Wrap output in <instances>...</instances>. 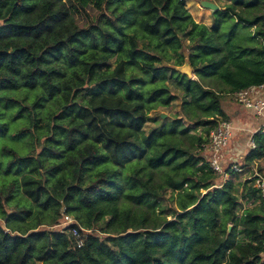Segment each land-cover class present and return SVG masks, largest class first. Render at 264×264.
Returning a JSON list of instances; mask_svg holds the SVG:
<instances>
[{"label": "trees", "instance_id": "obj_1", "mask_svg": "<svg viewBox=\"0 0 264 264\" xmlns=\"http://www.w3.org/2000/svg\"><path fill=\"white\" fill-rule=\"evenodd\" d=\"M218 1L226 4L208 28L185 0H0V136L27 121L13 138L29 137L31 147L3 149L0 264H264L263 205L239 215L233 179L219 188L202 154L228 120L222 95L176 70L189 63L198 79L218 77L232 95L264 83V0ZM232 20L256 28L260 51L223 54L218 38ZM172 85L186 121L207 118V134L190 137L194 149L183 145L190 129L182 119L158 115L159 127L144 133L150 113L178 99ZM254 137L249 170L264 160V137ZM247 184V201L261 200ZM62 207L91 231L81 248L54 229ZM158 209L171 220L145 215Z\"/></svg>", "mask_w": 264, "mask_h": 264}, {"label": "rangeland", "instance_id": "obj_2", "mask_svg": "<svg viewBox=\"0 0 264 264\" xmlns=\"http://www.w3.org/2000/svg\"><path fill=\"white\" fill-rule=\"evenodd\" d=\"M203 1H208V2L214 3L215 5H217L219 7H221V6L224 7L226 2H219L218 0H185L186 9L190 12L193 19L198 24H204L208 28H211L215 24L216 17L214 16V12H212L211 10L204 8L202 6ZM70 4H72V2H70ZM87 11L91 17H95L98 14V12L96 10H94L93 8H89ZM76 21L80 26H86L88 24V18L85 14L76 15ZM255 33H256L255 27L244 25L241 23L234 25V21L232 20V21L224 23L222 25L221 33H220V36L218 38V44L222 47L224 55H226L227 53H233L234 51H236L240 48L242 50H245L246 52H250V51L258 52L262 49V43L259 41V39L257 37H255ZM191 79L199 80L205 88L213 90L214 92L222 95V105H223V108L225 109L224 111L226 112V114L228 116V120L231 118L230 116L233 115L232 117H236L239 119H246L249 121L251 119H254V120H256L257 124L260 122V119L255 118L251 111H247L235 103V101L232 97V94L229 93V87L224 82H222L218 77L198 79L195 76V74L193 73V69H192ZM171 90L173 91V93L175 95H177L178 99L176 101H174L167 108L160 107L157 110L151 112L150 117L152 120L149 121L145 125V127L143 129L144 133L146 135H148L152 129H155V128L157 129L159 127L157 122H153V121L159 120L158 115H161L160 118L166 122L179 121L180 119H182V123H183L184 127L190 129V133L187 136H185L186 139H185V142L183 145H185L186 147H188L190 149H194V147H196L197 144L194 143L190 137H193V136L199 137L200 135L205 136L207 134L206 129H208L210 127H209V125L203 124L205 121H207V118L202 117L203 115L201 114L200 119H198L197 121H195L193 123L186 121L183 118L184 117V110H183L182 94H181L180 90L175 85L171 86ZM19 97L21 98L22 95H19ZM30 97L33 98V95L30 94ZM30 103H31V101L27 100L26 104H30ZM46 105L48 107L50 105V103H47ZM0 108L4 109L1 106V103H0ZM12 109L14 110V112H17V109H14V108H12ZM236 111H239V113L237 112V114L234 115V113ZM45 113H46V111H43L42 115H44ZM249 121H247V122H249ZM196 122H200V123H202V125L197 127ZM26 123H27V121H13L12 124L10 125L9 134H6L5 136H0V162H1V168L0 169L1 170L6 169L7 163L9 161V156L4 154V151H3L4 147L8 146L11 148H15V149L19 150L20 152H22V151H28L29 152L30 151L31 147H29L28 143H25L29 137H27V138L25 137L24 139H22L20 141H19V139H21V138H13V134L18 131L17 128H21ZM178 129L179 130L181 129L180 125L178 126ZM254 130L251 131L250 126L245 125V127L242 128L240 130V132H237L238 133L237 136H233L232 142L234 141V143L239 144L241 136L244 137L245 135H248V137H247V141H248L250 134ZM41 142H43V140ZM26 144L28 147H26ZM41 150H42V147L38 146L36 148L37 154ZM197 150L198 149H195L196 152H197ZM225 165L228 166V162H226ZM239 165H240V167H244L245 159H239ZM257 165L258 166H255L254 168L258 169L260 172H264V160H262L261 162H257ZM244 168H245L244 171L246 172L245 174H242V175L230 174L228 178H226L224 175H218V179L216 181V184L220 186V185L224 184L227 180L233 179V181L236 185V194L239 198V205H240V208L238 210L239 215L244 214L245 211H247V210H250V209L259 210L262 207L260 200L253 199L251 201H247V198L245 197L248 189L251 187L250 184L246 185V181L249 180L248 178L251 177V173H250L249 167H244ZM0 175H2L0 177V186H1L2 185L1 183H3L2 180L5 179L4 172L2 171L0 173ZM22 176H23V174H17L16 175L14 173V177L17 178L19 181L22 179ZM155 178H156L157 182H162V180H163V179L162 180L160 179L159 173L155 174ZM6 179L8 180V178H6ZM7 186H8V184H7ZM19 193L20 194H19L18 199L24 200L25 198H24V194H23V191L21 188H20ZM171 196H172L171 190H166L164 192V197H162V199H161V205L166 210L168 209L169 199L171 198ZM172 204L174 206V203H172ZM11 207H13V206H11ZM33 212H34V215L36 216V214L38 213V209H36L34 207ZM145 215L149 216V218L167 217L168 220H171L169 212L166 211L164 214H161V209L156 210L155 213L147 211L145 213ZM47 216L48 215H46V216L43 215L41 220H43V221L47 220ZM1 223L2 222L0 221V224ZM229 227H231V229H232V225H230Z\"/></svg>", "mask_w": 264, "mask_h": 264}, {"label": "built area", "instance_id": "obj_3", "mask_svg": "<svg viewBox=\"0 0 264 264\" xmlns=\"http://www.w3.org/2000/svg\"><path fill=\"white\" fill-rule=\"evenodd\" d=\"M263 51H264V38ZM235 103L247 111H251L255 118L260 119L259 125L250 134L247 141L248 153L257 149L255 135L260 134L264 137V83L253 85L248 88L238 90L232 95ZM242 128L234 127L229 120L221 119L218 125L210 132L207 143L203 145V156L209 161L211 168L217 175L229 177L230 172L236 175H242L246 172L244 167H240L239 159H245L248 153L243 156L240 152H233L231 156L226 157V153L231 151V142L236 131L240 132ZM228 162V166L225 165ZM257 162L250 167L252 187L258 192L260 201L264 207V172L254 168ZM228 169V170H227ZM228 171V172H227ZM219 188L221 187L218 186ZM54 229L62 233H72L76 239L79 248L84 246L85 238L91 231L84 229L76 217L67 212L65 207L61 208V223Z\"/></svg>", "mask_w": 264, "mask_h": 264}, {"label": "crops", "instance_id": "obj_4", "mask_svg": "<svg viewBox=\"0 0 264 264\" xmlns=\"http://www.w3.org/2000/svg\"><path fill=\"white\" fill-rule=\"evenodd\" d=\"M223 106V105H222ZM224 109V108H223ZM233 109V108H232ZM225 110V109H224ZM228 112V111H227ZM237 112L239 113V111H236L235 113H234V115L235 114H237ZM233 116V115H232ZM232 116H230L229 118V121H231L232 123H233V125H234V127H238V128H244L245 127V125H249L250 126V128H251V131L252 130H254V129H256V127L259 125V123L257 124V122H256V120H254V119H251L250 121L249 120H246V119H239V118H236V117H232ZM242 121V122H241ZM247 121H249V122H247ZM238 131H236L235 133H234V136H237V133ZM247 137H248V135H245L244 137H242L241 136V139H240V142H239V144H237V143H234V141L233 142H231V147H230V150L231 151H229V152H227L226 153V157H229V156H231L232 155V153L233 152H240L243 156H245L247 153H248V150H247ZM243 139V140H242ZM244 141V142H243ZM261 162V161H260Z\"/></svg>", "mask_w": 264, "mask_h": 264}, {"label": "water", "instance_id": "obj_5", "mask_svg": "<svg viewBox=\"0 0 264 264\" xmlns=\"http://www.w3.org/2000/svg\"><path fill=\"white\" fill-rule=\"evenodd\" d=\"M202 6L204 8H207V9L211 10L214 13L220 10L219 6L215 5L214 3L208 2V1H203L202 2ZM176 70H178L182 74L188 76L189 78H191V76H192V68H191L189 63H186L182 67H177ZM230 231H231V227H229V232Z\"/></svg>", "mask_w": 264, "mask_h": 264}]
</instances>
